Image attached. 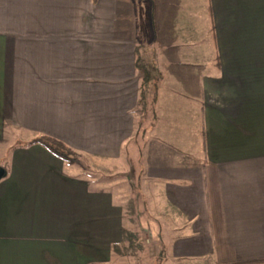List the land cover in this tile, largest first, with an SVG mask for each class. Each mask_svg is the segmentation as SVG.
Segmentation results:
<instances>
[{"label":"crops","instance_id":"1","mask_svg":"<svg viewBox=\"0 0 264 264\" xmlns=\"http://www.w3.org/2000/svg\"><path fill=\"white\" fill-rule=\"evenodd\" d=\"M204 8L202 18L201 0H0V160L17 140L9 128L100 159L146 138L157 161L142 175L163 180L160 209L176 214L159 254L264 264V0ZM136 48L156 73L144 106ZM199 103L204 157L188 136ZM164 137L180 145L161 152L152 142ZM4 164L0 264L123 258L122 205L80 165L40 144L14 146Z\"/></svg>","mask_w":264,"mask_h":264},{"label":"rangeland","instance_id":"2","mask_svg":"<svg viewBox=\"0 0 264 264\" xmlns=\"http://www.w3.org/2000/svg\"><path fill=\"white\" fill-rule=\"evenodd\" d=\"M205 5L207 9L208 0H201L202 13H204ZM205 16V13L202 14V18H205ZM138 26L141 28L139 21H137ZM143 28L146 27L143 26ZM137 53L139 62L143 60L148 62L146 52L143 49L138 50ZM148 66L151 65L148 64ZM205 69L204 67L201 68L202 71ZM151 74L154 77L156 73L153 70ZM174 106L176 110H182L180 101H176ZM198 108L200 110V103L198 107L195 104L193 110L194 130L192 131L190 127L188 136L194 144V152L198 153L199 150V155L204 157L198 130L201 123V116L200 114L197 115ZM175 113L177 114L176 111ZM173 130L178 133V136L182 135V130ZM4 138L10 144L16 139L26 138V134L22 131H12L9 128L7 135L4 134ZM146 140V138H139L132 146L129 144L124 145L122 155L128 154V156H122L120 159H100L81 154L83 159V166L81 167L84 176L90 179L91 182L98 184V186L112 191L115 199L121 203L123 208L125 243L122 245V254L124 255L122 259H117L115 264H119L120 260L122 262L127 261L125 257H129V259L136 258L132 264H175L164 259V255L159 254L162 247L166 245V234L172 229L169 227V219L175 218L176 214L173 211L164 213V209H160L161 207L164 208L163 180L145 178L144 173L142 175L148 162L157 161L151 155V152L150 156L148 155L147 150L150 147L148 144L151 140ZM198 140L199 145H197ZM157 141L162 147L159 148L161 152L164 151V148L167 150L168 147H172L171 149L174 150L176 145H180V143H175L179 140L174 139L172 141L167 137L153 139L152 145H155ZM145 144H147L146 147ZM7 153L6 157H3L2 161L0 160V168L1 164H4L6 158L9 157ZM125 254H128V256Z\"/></svg>","mask_w":264,"mask_h":264},{"label":"trees","instance_id":"3","mask_svg":"<svg viewBox=\"0 0 264 264\" xmlns=\"http://www.w3.org/2000/svg\"><path fill=\"white\" fill-rule=\"evenodd\" d=\"M137 48H136V67L139 72L140 78H141V85H140V101L139 104L140 106L145 105V91L147 88V85L150 83L151 78H152V69L151 67L148 66L147 62L144 60L142 62H139L140 60L138 59V53H137ZM144 108V107H142ZM12 131H22L16 130L15 128H11ZM201 138H202V145L205 147V142H204V130L203 127L201 126ZM23 145V146H28L31 144H40L43 147H45L50 153H52L54 156L60 158L61 160L68 162V163H76L80 166H83V159L82 155L77 152L75 149L64 143L63 141L48 135V134H43V133H32L30 137L27 139L25 142H21L20 139H17L14 144H12L9 148L8 154H10L11 149L14 146L17 145ZM5 166V164H3ZM4 169V168H3Z\"/></svg>","mask_w":264,"mask_h":264}]
</instances>
